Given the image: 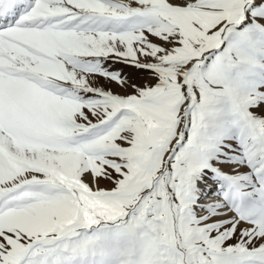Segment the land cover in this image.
<instances>
[{"label": "snow or ice", "instance_id": "obj_1", "mask_svg": "<svg viewBox=\"0 0 264 264\" xmlns=\"http://www.w3.org/2000/svg\"><path fill=\"white\" fill-rule=\"evenodd\" d=\"M0 264H264V0H0Z\"/></svg>", "mask_w": 264, "mask_h": 264}, {"label": "rangeland", "instance_id": "obj_2", "mask_svg": "<svg viewBox=\"0 0 264 264\" xmlns=\"http://www.w3.org/2000/svg\"><path fill=\"white\" fill-rule=\"evenodd\" d=\"M126 72H129L133 75V78L138 82V83H143L144 80L147 78L146 73H136L135 70L133 69H125ZM117 91H120V89H115ZM101 186H110L106 182H101Z\"/></svg>", "mask_w": 264, "mask_h": 264}]
</instances>
